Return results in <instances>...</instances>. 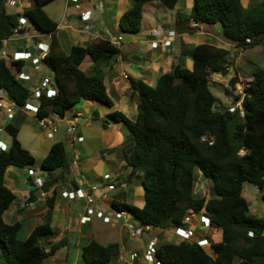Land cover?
Masks as SVG:
<instances>
[{
    "label": "trees",
    "instance_id": "obj_1",
    "mask_svg": "<svg viewBox=\"0 0 264 264\" xmlns=\"http://www.w3.org/2000/svg\"><path fill=\"white\" fill-rule=\"evenodd\" d=\"M52 1L34 0L35 7L25 12L41 31L50 32L56 27L43 11ZM153 1L161 2L169 10L176 2L133 0L119 19L120 31L136 35L143 6ZM5 6V0H0V50L2 41L10 37L17 23ZM188 17L203 25L220 24L223 36L241 51L264 39V0L252 8L243 7L241 0H193ZM118 53V47L101 40L91 47L73 46L67 56L47 58L56 75L57 93L52 98L41 96L35 118L51 114L63 117L81 100L111 107L101 71L95 68L88 75L79 66L87 56L98 64L108 62ZM189 55V69L174 65L154 86L142 81L131 83L137 99L135 121L117 111L108 116L123 123L132 137L127 165L141 174L144 200L142 207L114 202L112 208L128 212L141 225L153 229H178L189 210H205V216L220 233V241L212 244L215 258L207 254V247L180 239L175 243L159 242L156 259L162 264H264V218L251 214L242 196L243 183L248 182L263 191L264 202V67L253 69L243 95L237 97L241 107L229 111L214 106L215 96L208 78L210 74H227L225 59L230 51L200 44ZM19 64L20 61L0 58V88L17 109L29 98V90L16 79ZM228 83L235 87L236 78ZM5 130L11 143L7 151H0V264H43L63 244L51 245L47 250L43 247L41 241L53 234L49 224L36 226L25 240H20L21 224L7 225L2 219L14 200L3 185L6 169L36 166L34 157L17 139L18 129L8 125ZM241 150L243 154L239 153ZM68 166L66 148L60 141L51 146L39 164L44 172L67 170ZM196 171L212 180L214 197L194 198ZM48 206L52 207V199ZM117 253V244L103 246L91 241L82 248V259L84 264H109Z\"/></svg>",
    "mask_w": 264,
    "mask_h": 264
},
{
    "label": "crops",
    "instance_id": "obj_2",
    "mask_svg": "<svg viewBox=\"0 0 264 264\" xmlns=\"http://www.w3.org/2000/svg\"><path fill=\"white\" fill-rule=\"evenodd\" d=\"M78 4L82 11L89 13L88 20L81 19L72 0H54L45 5L43 11L56 24L50 32L41 31L25 16L26 11L35 7L34 0H13L12 5L6 4V12L15 20L19 17L26 19L18 36L2 41L9 61H19L14 55L18 51L29 52L33 58L40 56L38 68H34L31 60L20 61L18 71L27 76L22 83L26 88L37 87L48 77L51 88L57 89L56 75L47 58L67 56L73 46L91 47L98 41L125 35L120 31L119 19L132 6L133 0H78ZM192 5L193 0H176L173 9L169 10L159 1L146 3L142 9L140 31L129 35L141 36V40L116 45L119 53L108 62L94 64L88 56L84 58L79 69L88 75L95 68L101 71L106 92L112 101L111 107L94 100H81L60 117L55 136L39 128L32 114L15 108L14 118L9 121L0 108V127H16L18 141L36 161L33 168L6 169L3 185L14 195V200L3 212L2 219L7 225L21 224L20 240H25L36 226L44 222L49 224L53 234L41 241L43 247L47 250L51 245L63 244L43 264H84L82 248L91 241L103 246L117 244L118 253L109 264H147L143 254L126 249L120 237L122 231L128 237L123 229L131 221L120 219L106 224L90 217L82 224L79 220L85 215L83 198L89 193V187L105 185L104 179L110 182L120 178L122 183L107 192L105 198L97 200L99 207L113 209L114 202L142 207L144 203L141 174L127 165L133 148L132 137L123 123L108 119L112 112L117 111L131 121L136 120L137 99L131 83L142 81L154 86L157 79L169 73L174 65L189 69V52L197 45L209 44L228 51L231 45L234 46L223 36L220 24L208 26L189 19ZM242 5L252 8L256 3L243 0ZM159 9L162 11L160 14ZM38 44H43L47 52L39 50ZM71 125L76 126L75 135L81 140H70L67 129ZM4 133L5 129L0 132V141L9 148L10 145L4 141ZM59 141L66 148L68 169L42 171L39 164L51 146ZM28 170L44 178L42 189L32 184L33 178L28 175ZM123 170L127 171V181L121 177ZM133 177L139 183L133 182ZM71 190H75L78 196L66 197V191ZM95 195L99 197V193ZM49 199H52L51 208L48 206Z\"/></svg>",
    "mask_w": 264,
    "mask_h": 264
},
{
    "label": "built area",
    "instance_id": "obj_3",
    "mask_svg": "<svg viewBox=\"0 0 264 264\" xmlns=\"http://www.w3.org/2000/svg\"><path fill=\"white\" fill-rule=\"evenodd\" d=\"M243 1V0H241ZM7 5H12L13 0H5ZM72 2L75 4V8L79 10L80 16L82 20H88L89 13L84 12L80 9V5L78 4V0H72ZM26 19L24 17H19L17 19L16 26L12 29V33L10 37L12 36H18L22 30V27L25 25ZM110 43L114 46L118 45L122 42V37L117 36L114 38H111ZM38 49L42 50L43 53L47 52V48L43 44H38ZM15 57L17 60L21 61H27L31 60L34 68H38V64L40 62V56L33 58L29 52H23L18 51L15 54ZM0 58L4 61H9V58L7 57L6 52L3 50V48L0 50ZM16 79L20 82H24L27 80V76L21 71H18L16 73ZM28 89V88H27ZM29 90V98L26 100V103L19 108L20 110L24 111L25 113L32 114L35 117V114L37 112V108L39 106V100L41 96H45L46 98H52L57 93V89L51 88V82L48 77H45L37 87H31ZM0 108L4 111L6 118L11 121L14 118V109L17 108L16 105L12 100L9 99L6 91L3 88H0ZM233 106L229 107V111H233ZM60 117H58L55 114H51L48 117L42 118V119H36L37 124L39 128L42 130H47L51 134L50 136H55L58 134V125H59ZM5 128L0 127V132H2ZM76 126L71 125L67 129V135L69 136L70 140L72 141H79L82 138H77L75 135ZM202 140H205V138H202ZM211 145L212 142H209ZM8 147L0 141V151H7ZM73 165L75 164V161L72 162ZM28 175L31 176L32 184L38 188L42 189L44 185V178L36 176L33 171L28 170ZM105 185H92L89 187V193L86 194L83 198L85 202V215L80 218L79 223H86L89 221L90 217H95L102 221V223H112L114 221H119L120 219L131 221L127 224V227H124L128 233L129 238H137L141 234V229L137 228L133 224V218L132 216L126 212V211H116L111 208L103 209L102 207H99L97 205L98 199L105 198V195L107 192L113 191L117 184L122 183V179L115 178L110 182H107L105 179ZM95 193H99V197L95 195ZM78 196V193L75 190L66 191V197L73 198ZM81 196V195H80ZM139 223V222H138ZM182 226L176 229V233L183 236V240L193 242L197 244L200 247H207L212 244L210 240L212 238L210 237V240L206 239L207 235H211L214 233H219L218 230L215 229V227L212 225V223L209 221V219L205 216V210H200L198 212L194 210H189L186 215L184 216L182 220ZM140 224V223H139ZM141 225V224H140ZM144 230L150 231L151 227L143 226L141 225ZM197 226H199V230H197ZM185 227V228H182ZM213 231V232H212ZM215 243V242H214ZM158 240L157 238H152L145 249V252L143 254V258L145 259L147 264H162L156 259V251L158 247ZM128 264H134V263H128Z\"/></svg>",
    "mask_w": 264,
    "mask_h": 264
},
{
    "label": "rangeland",
    "instance_id": "obj_4",
    "mask_svg": "<svg viewBox=\"0 0 264 264\" xmlns=\"http://www.w3.org/2000/svg\"><path fill=\"white\" fill-rule=\"evenodd\" d=\"M253 1L256 3V5H258L262 0ZM160 13H162V11L159 9L158 14ZM225 63L228 67L226 75L210 74L208 78L209 88L215 96L214 106L219 108H228L230 105L233 107H239L241 106V99H237V97L241 98L243 95V89L250 82L253 69L255 67H264V39L255 44L253 47L244 51L235 49L234 46L231 45L230 55L225 59ZM232 77L236 78V84L233 88L228 83ZM235 122L238 123L239 120ZM4 134L5 135L3 137H5V143L10 145V136H8L7 132ZM239 153L243 154L244 151L241 150ZM121 177L124 179V181L127 179L126 170L122 171ZM194 178V198L208 199L215 196L211 179H205L198 171L195 172ZM131 180L136 182L135 177H133ZM136 183H139L138 179ZM262 193L263 191H260L250 183H243L242 196L248 203L249 212L258 218H264V202L261 197ZM133 224L137 228L141 229L140 236L137 238H129L126 237L125 232L122 231V233H120V237L126 244V249L131 250V252L137 251L139 255L144 254L148 242L154 237L157 238L158 242L169 241L175 243L180 239L183 240V236L176 233V229L173 228H165L164 231L162 229L152 228L153 230L151 229L150 231H147L144 230V228L135 219L133 220ZM124 227H127V225H124ZM123 230L126 229L124 228ZM197 230H199V226H197ZM209 236L212 238V240H210ZM206 239L211 241L210 244H213L214 242L216 243L220 241V233L213 232L211 235H207ZM207 254L210 255V257L215 258L216 254L212 248V245L207 246Z\"/></svg>",
    "mask_w": 264,
    "mask_h": 264
},
{
    "label": "water",
    "instance_id": "obj_5",
    "mask_svg": "<svg viewBox=\"0 0 264 264\" xmlns=\"http://www.w3.org/2000/svg\"><path fill=\"white\" fill-rule=\"evenodd\" d=\"M142 37L141 36H129L128 34H125L123 37H122V42H130V41H136V40H141ZM38 193H40V190H38ZM182 228H185V227H182Z\"/></svg>",
    "mask_w": 264,
    "mask_h": 264
},
{
    "label": "clouds",
    "instance_id": "obj_6",
    "mask_svg": "<svg viewBox=\"0 0 264 264\" xmlns=\"http://www.w3.org/2000/svg\"><path fill=\"white\" fill-rule=\"evenodd\" d=\"M19 61H21V60H19ZM230 106H232V105H230ZM230 106H229V107H230ZM229 107H228V108H229ZM239 107H241V106H239ZM233 108H234V107H233ZM133 220H134V218H133ZM137 222H138V221H137ZM162 230L164 231V229H162Z\"/></svg>",
    "mask_w": 264,
    "mask_h": 264
}]
</instances>
